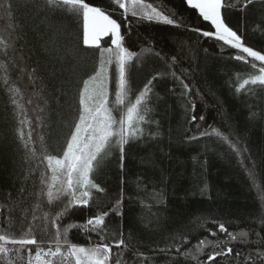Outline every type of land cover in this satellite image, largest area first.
<instances>
[{"label": "snow or ice", "instance_id": "1", "mask_svg": "<svg viewBox=\"0 0 264 264\" xmlns=\"http://www.w3.org/2000/svg\"><path fill=\"white\" fill-rule=\"evenodd\" d=\"M182 2L188 9L198 13V19L202 18L203 22L210 25V30L198 27L188 30L220 42L222 54L226 48L236 50L229 59L242 62L254 70L249 72L246 78L241 77L239 73L236 74L237 79L233 81L235 93L247 95L253 93L254 87L259 89V92L253 94L264 95V49L254 50L253 46H248L245 42L247 38L238 34L239 29L234 30L227 22L230 12L236 5L231 0H182ZM257 3L260 4L261 11H264V0H244L240 11L243 12L249 5L255 6ZM105 4L106 7H102L88 0H0V9L7 15L11 16L13 10L20 8L30 10L56 35L60 34V29L54 20L57 14L63 13L72 17L77 25L75 43L68 53L73 56L76 63L69 69L68 77L61 81V96L65 98L61 107L69 114V119L62 120L61 123L67 131L62 134V139L52 145L46 141V134L37 132L39 152L33 133L41 127H48L47 99L40 95L43 91L42 87L33 91L32 95L39 97L45 105L41 107L39 103L36 104L32 109L33 120L26 107V104L31 105L33 100L29 98L25 102L24 92L19 86L25 75L29 82L35 85L39 79L36 75L38 68H29L24 62L22 49L16 48V40L21 37L7 30L0 34V73H2L0 84L7 98L5 115L2 119L5 124H8L9 119L14 121V125L4 130L3 135L6 138L8 131L13 133V140L17 142V152L21 154V164L28 165L26 169L23 167L21 169L25 181L44 165V169L40 170L38 175L39 186L28 194L34 196L38 203L31 208L25 206L28 196L24 195L26 189L21 185L17 199L8 205L9 215L3 225H0V264H18V261H24L25 257L21 253H26V264H112L113 256H115V264H126L123 259L124 252L130 247L136 248L134 255L142 261L149 259L139 251L141 241L136 239L133 232L129 231L125 234L122 224L118 229L110 228L106 221L113 214L121 220L123 218L126 198L123 174L125 161L130 152L150 141L158 140L160 136V122L154 118V112L155 105L164 97L155 91L154 81L171 76L173 86L168 92L181 102L185 123L191 124L197 119L204 121L205 117L201 115L197 118L194 115L195 97L200 96L199 90L197 89L193 94L194 86L186 83L185 78L174 70L183 46L181 45L180 52L173 55L169 62L151 47H141L139 52L131 51L126 46V35L122 33L123 23L127 34H131L129 17L135 19L137 24L146 22L175 28L184 27L182 18L166 11L162 5H155L148 0H110V2L105 0ZM116 11L120 20L113 18V12ZM261 24H264V21H261ZM9 28H12V25ZM260 31L264 35V28ZM102 41L108 46H102ZM81 43L83 48L80 46ZM87 50L91 52L88 53ZM145 54L159 58L164 63L166 71H155L143 87L134 91L131 71L136 67L137 75L142 74L139 68L144 64ZM133 61L136 62L135 65ZM183 71L187 74V70ZM13 72L16 73L15 80L12 79ZM110 83L114 85L111 92L114 99L109 98ZM153 125L155 130L152 128ZM213 136L226 145L235 156L238 167L249 182V190H255L258 200L264 202V158L259 162L253 159L248 147L241 146L238 136L233 142L228 135L209 125L208 129L201 130L198 134L186 135L183 139L191 144L203 137ZM50 148L56 154L50 152ZM113 162L119 169L121 185L115 197L109 195L108 189L102 186L101 182H97V177ZM149 163H151L150 159ZM33 183L35 184V181ZM142 183V178L138 177L137 188ZM161 183H166L163 176ZM208 191V185L205 183L200 189L201 196ZM8 195L11 198V193ZM165 195L164 189L153 191L152 199L155 203L163 204ZM45 198L47 204L60 202L62 207L52 212L45 211L41 217L36 214V209L41 207L40 202ZM103 199L111 201V207L107 210L102 208ZM89 206L95 207L97 211L83 223L62 224L64 218L73 209ZM2 207L4 205H0V208ZM16 211L19 212V225L12 216ZM198 219L201 222L193 224L192 227L186 226L183 231L170 232L163 241V246H153L151 250L165 255L174 251L185 259L191 258L196 264H214L217 257L233 256L234 250L230 245L239 240L241 244H254L257 247L246 254L236 251L234 253L236 264H240L242 256L243 264H264V250H262L264 236L260 231L255 232V240H250L247 230L237 233L229 231L226 221L213 218L211 214ZM250 222L255 224L257 229L264 230V216H260L259 213L251 217ZM208 224L214 225L215 230L206 227ZM71 229L84 232L90 241V246L71 242L68 238ZM200 230L206 231L207 235L197 240L194 245L195 251L193 252L191 248L181 251L189 243L190 236ZM37 233H40L39 238ZM218 233L225 234V240L209 239V237H217ZM88 234H95L97 241L92 242L91 235ZM208 247L213 251L207 255L206 261H201L199 258ZM113 248L119 251L114 254ZM175 259L176 256H173L172 260Z\"/></svg>", "mask_w": 264, "mask_h": 264}, {"label": "trees", "instance_id": "2", "mask_svg": "<svg viewBox=\"0 0 264 264\" xmlns=\"http://www.w3.org/2000/svg\"><path fill=\"white\" fill-rule=\"evenodd\" d=\"M88 2L106 7L105 0H88ZM148 2L162 5L166 11L181 17L184 27L175 28L146 22L137 24L135 19L129 17L132 26L130 35L127 34V29L122 23V33L126 35V46L134 52H139L141 47H151L153 51L160 52L170 62L171 57L180 52L182 45L183 51L180 52L174 70L185 78L186 83L194 86L193 94L197 89L199 90L200 96L195 97L194 115L197 118L203 115L205 119L204 121L197 119L191 124L185 123L181 102L168 92V89L173 86L171 76L154 81L155 91L164 97L155 105L154 112V118L160 122V136L158 140L150 141L130 152L125 161L123 174L126 197L123 218L121 220L113 214L106 223L113 229H118L122 224L125 234L129 231L133 232L136 239L141 241L139 251L149 257L142 261L134 255L136 248L130 247L124 252L123 259L126 264H169V262L196 264V261L191 258L185 259L174 251L165 255L153 252L151 249L153 246H163V241L170 232L183 231L186 226L192 227L193 224L201 222L198 218L207 217L209 214L213 218L226 221L229 231L237 233L247 230L249 239L255 240V232L260 231L264 236V230L257 229L256 225L250 222V218L257 213L264 216V202L258 200L255 190H249V182L238 167L235 156L216 137H203L191 144L183 138L186 135L198 134L199 131L208 129L211 125L228 135L233 142L238 136L241 146L248 147L252 158L258 162L261 161V158H264V95L253 94L259 92V89L254 87L253 93L247 95L235 93L233 81L237 79L236 74L239 73L241 77L246 78L247 74L254 70L242 62L229 59L236 50L226 48L222 54L220 42L188 30L193 27L210 30V25L203 22L202 18L198 19V13L195 10L188 9L182 0H148ZM231 2L236 7L229 14L227 21L229 25L234 30L239 29L238 34L247 38L245 42L248 46H253L254 50L264 49V35L260 31L264 28V24H261V21H264V11H261L260 4L249 5L248 9L242 12L240 9L243 7L244 0H231ZM113 18L120 20L118 11L113 12ZM54 20L60 29L59 35L54 34L45 24H42L41 18L33 15L30 10L16 9L9 16L0 9V34L7 30L21 37L16 40V48L22 49L24 62L29 68H38L36 75L39 79L35 85L29 82L26 75L19 82L24 92L25 102L29 98L33 100L31 105L26 104L30 118L34 120L32 109L37 103L45 107L39 97L32 95L33 91L42 87L43 91L40 95L47 99L48 127H41L33 133L38 152L37 132L46 134V141L52 145L55 141L62 139V134L67 131L61 123L62 120L69 119L68 112L61 107L65 99L61 96V81L68 77L69 69L76 63L73 56L68 54L75 43L77 25L74 19L60 13L54 17ZM10 25L12 28H9ZM17 25L19 27H16ZM80 46L83 48L82 43ZM102 46L108 45L103 44L102 41ZM87 51L91 52V50ZM96 55L98 57V51ZM143 60L144 64L139 68L141 75H137L136 67H133L131 71L134 91L143 87L155 71H166L164 63L151 54H145ZM256 63L259 64V62ZM135 64L136 62L133 61V65ZM183 70H187V74ZM12 79H16L15 72L12 73ZM113 87L114 85L111 84L110 99H114L111 95ZM6 99L0 84V205H4L0 208V225H3L5 218L9 215L8 205L17 199L21 185L26 189L24 195L28 196L25 206L31 208L38 203L34 196L28 194L34 192L39 186V171L44 169V165H41L35 175L30 176L27 181L24 180L21 169L22 167L26 169L28 165L21 164V154L17 152V142L13 140V133L8 131L6 138L3 135L4 130L14 125L11 119L8 124H5L2 119L5 115ZM41 115L44 114L41 113ZM152 128L155 130V125ZM49 151L56 154L52 148ZM245 162L247 163V160ZM162 176L166 183H161ZM138 177L143 180L139 188H137ZM97 182H101L102 186L108 189L110 196H117L121 185L119 169L115 162L106 167L105 171L97 177ZM205 183L209 191L201 196L200 189ZM160 189L166 192L163 204L155 203L152 199L153 191L158 192ZM127 197L132 199L129 200ZM40 203L41 207L36 209V214L41 217L45 211L52 212L62 207L60 202H54L53 205L47 204L46 198ZM109 207H111V201L103 199V210ZM96 211L97 209L92 206L73 209L64 218L62 224L83 223ZM12 216L15 218V223L19 225V212H13ZM145 225L148 227L146 228ZM206 227H212L215 230L214 225L208 224ZM39 235L40 233H37L38 238ZM88 235H91L92 242L97 241L95 234ZM205 235L207 233L203 230L194 232L190 236L189 243L181 251L191 248L194 252L197 240ZM68 238L78 245L90 246L87 235L79 229H71ZM209 239L225 240V234L218 233L217 237H209ZM230 246L233 247L234 253L241 251L245 254L257 247L254 244H241L239 240ZM118 251L113 248L114 254ZM211 251H213L211 247L205 248L204 254L199 259L206 261ZM234 253L228 258L217 257L214 264H236ZM21 255L25 257V260L18 261V264H26V253ZM173 256H176L175 260H172ZM112 264H115V256H113ZM240 264H243V256L240 258Z\"/></svg>", "mask_w": 264, "mask_h": 264}, {"label": "rangeland", "instance_id": "3", "mask_svg": "<svg viewBox=\"0 0 264 264\" xmlns=\"http://www.w3.org/2000/svg\"><path fill=\"white\" fill-rule=\"evenodd\" d=\"M109 88L111 89V83H110V85H109Z\"/></svg>", "mask_w": 264, "mask_h": 264}]
</instances>
